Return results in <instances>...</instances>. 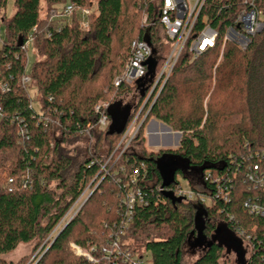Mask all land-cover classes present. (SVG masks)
<instances>
[{
	"label": "trees",
	"instance_id": "trees-1",
	"mask_svg": "<svg viewBox=\"0 0 264 264\" xmlns=\"http://www.w3.org/2000/svg\"><path fill=\"white\" fill-rule=\"evenodd\" d=\"M7 1L0 0V15ZM12 2V16L1 15L6 29L4 42L0 40V264L20 244H44L83 192L95 188L77 215L45 243L36 263L93 264L69 254L68 245L97 248L109 232H116L126 219L122 200L134 188L130 180L135 171V185L147 206L135 208L126 235L134 257L145 264H182V250L190 243L201 251L190 264H241L222 262L224 243L207 247L218 230L236 242L239 229L249 237L243 263L264 264V218L243 207L248 200L264 205V29L245 50L227 43L219 56L223 34L243 0H207L189 42L207 16L206 23L218 34L215 48L192 58L187 43L164 84L161 78L153 89L139 121L147 115L120 156L121 137L171 50L158 26L157 0ZM64 4L74 10L70 18L56 11ZM254 5L264 17V0H254ZM84 11L89 12L88 31L80 28ZM30 34L35 55L29 62L22 47ZM137 40L147 41L153 50L145 75L133 85L114 88L109 83L121 74ZM24 76L28 85L21 81ZM127 94L136 95L138 102L124 125L112 126L109 108ZM104 102L108 106L96 113L94 108ZM103 116L104 128L98 123ZM151 119L180 133L176 149L145 147L144 129ZM84 136L95 143L76 162L66 147ZM103 143L108 145L106 157L111 156L108 172L101 170L105 159L98 153ZM162 169L170 181L166 188ZM192 171H197L201 189L191 181L190 189L208 202L172 204L164 195H174L182 188L177 177L188 178ZM252 173L262 179L261 186L247 181ZM219 189L228 193L227 200L215 197ZM198 212L204 221L200 231L195 226ZM93 255L98 264H123L120 258Z\"/></svg>",
	"mask_w": 264,
	"mask_h": 264
},
{
	"label": "built area",
	"instance_id": "built-area-1",
	"mask_svg": "<svg viewBox=\"0 0 264 264\" xmlns=\"http://www.w3.org/2000/svg\"><path fill=\"white\" fill-rule=\"evenodd\" d=\"M243 3L244 4H242L241 9L233 21V24L229 26L223 34L220 57L222 55L223 47L227 43L232 44V46L234 45L239 50H245L247 46L251 44L252 38L264 29V17H262L263 15L261 12L256 9L254 0H243ZM206 4L207 0H157L158 26L161 35L171 42V50L151 91L161 80V78H163V82L168 78L174 64L189 42L190 35L192 34L195 27H197V21L199 20L198 18L203 12ZM73 11L74 10L72 9V6L67 5L63 8L60 16L63 18H70ZM88 15V11L81 12L82 19L80 21V28L84 31H88ZM202 19V27L200 31L196 33L193 39L189 42L188 50L192 58H197L203 53L212 50L217 44V32L206 23L207 16H204ZM143 22H146V17L143 19ZM32 32L34 33L35 29H33ZM33 41L32 34L28 35L27 41L22 47V50L26 52L30 49V47L32 48ZM131 50V57L124 64L121 75L117 76L114 80L113 85L116 88L122 85H133L135 81L140 80L145 75V64L152 55V47L145 40H137L131 43ZM21 81L24 85H28L30 83L29 78L26 76L22 77ZM5 90H7V86L2 88V91ZM107 106V103H104L101 106L98 105L94 108V111L98 113L100 112V109L106 108ZM137 119L138 114L136 116L133 115V118L127 127V130L124 132L121 142L117 148H121L124 143H126V146H128L127 144L135 136V132L132 134L130 131L135 127ZM98 123L102 128H104L107 123L106 118L104 116L101 117ZM109 170H107V172ZM136 174L137 171H135L134 175L131 176L130 180V183L134 185V188L129 189L122 200V204L126 208V219L115 232L116 237L115 240L110 244V252H108V249L104 247L90 248L88 252H85L83 249L73 244L70 247V251H72L75 256H83L87 261L97 264L92 255L93 253L98 252L100 256L108 261H115L120 258L123 264H145L142 258H137L136 256L134 257L131 253H129V251L122 253L117 246L118 238L124 234L126 227L129 226L131 222V216L135 208L147 206L144 193L139 187L135 185ZM246 177L247 181H250L254 188L261 186L262 179L256 174H248ZM9 182H11V180H9ZM86 190L83 192V194L86 192ZM158 190L162 191V188ZM217 191V194H215L216 198H221L224 201L227 200L228 193L224 189H219ZM194 194L195 193L192 191V189L185 190L182 188H177L173 196L175 198L182 199V201L191 202L194 199ZM197 196L202 198L200 199V202L204 201L202 196ZM243 207L249 215H255L256 217L258 216L264 218L263 204L248 200L244 202ZM235 234L241 240V242L246 244L248 247L249 237H244L243 232L239 229L235 230Z\"/></svg>",
	"mask_w": 264,
	"mask_h": 264
},
{
	"label": "rangeland",
	"instance_id": "rangeland-1",
	"mask_svg": "<svg viewBox=\"0 0 264 264\" xmlns=\"http://www.w3.org/2000/svg\"><path fill=\"white\" fill-rule=\"evenodd\" d=\"M66 4L57 6L56 7L57 13H61L62 10H63V7ZM2 14H4L3 16L7 20L12 16V14H13V2H12V0H8L6 2V5H5L4 9L2 10ZM1 15H0V40H1V42H4V39H5L4 34H5L6 27L1 22V20H2L1 19ZM40 16L41 17L45 16V7H43V6H42V10H41ZM80 19H82L81 15H80ZM87 21H88V19H87ZM26 54L28 55V59H29V62H30L33 59V55H35L33 48L30 47V49L28 51H26ZM120 75H118V76H120ZM115 78H112V80H111L112 82H110L109 84L113 85ZM164 82H162V85L164 84ZM113 87H114V85H113ZM114 88H116V87H114ZM29 93L33 97L34 94H35V89L31 88L29 90ZM150 93H151V91H150ZM150 93L147 95L146 99L144 100V102L142 103L140 108L137 110V112L134 113V116H136L138 114V119H137V122L135 124V127L131 129L130 133L132 132V134H133L135 132V136H136V133H137V130H138L139 126L141 125L142 121L145 119V117L147 115V113H146L143 116L142 120L139 121V115L142 112L145 103L149 99V97L151 95ZM130 101L132 102V105L135 106L136 103L138 102V99H137L136 95H134V94L124 95L118 101L114 102L110 106L109 112L111 114V122L112 123L110 122L109 124H112V126H122V125L125 124L127 119L132 114V106L129 105V104H125V103H131ZM104 103H106V102H104ZM32 107H33L34 111L38 112V108L39 107H38L37 102H33ZM155 121H157V120H155ZM109 126H110L109 128L111 129V125H109ZM167 128L170 129L169 127H167ZM170 131L172 133H177V132H173L171 129H170ZM144 132H145V129H144ZM123 135H122V137H123ZM144 135H145V133H144ZM122 137H121V139H122ZM120 142H121V140H120ZM120 142H119V144H120ZM130 142L127 144L128 146H126V143L123 144V146L120 148L119 156H120V154L122 152H126L127 150H129ZM94 143H95V139L93 137L84 136V137H81L77 141H72L66 147V149H67V152L71 156H73L75 158V161L78 162L81 159V157H83V155H85L89 150H92V148H93L92 146H93ZM145 147L149 151H152V150L153 151H157V150H154V148H152V147L148 148L146 146V137H145ZM165 147H167V149H173V147H175V146L172 144L170 146H165ZM86 149H88V150H86ZM107 149H108L107 143H103L100 151L98 152L100 157L105 159V162H104L101 170H103V168L108 166V163H109L108 161L111 158V156L110 157H106ZM174 149H176V148H174ZM117 159H118V157L116 158L115 161H117ZM111 167H110V169H111ZM105 169L109 170L107 168H105ZM192 172H193V173H191L192 176H190L188 178H183V177H180V176L177 177V181L180 183V186L182 187V189L189 190L190 189V187H189L190 181L192 182L191 185H194L196 187V189H201V187L198 184L199 180L197 178L198 177L197 171H196V173H195V171H192ZM90 185L88 187H90ZM251 185H253V184L251 183ZM94 189L91 190V189L87 188V190L83 194V196L72 205V207L66 213L64 218L60 221V223L58 225H56V228L49 235V237L45 240L44 244L40 245L39 247L36 246V244H34V243H29V244H25V245L24 244L18 245V247L13 252H11L9 254H6V255H4L2 257V260L5 262V264H36L41 259L43 253H45V251H43V252L41 251L42 248L44 247L45 243L47 241H49L50 239L52 241L54 239V237H55V233H58L61 230V228H63V226L68 221L72 220L77 215V213L82 209L84 203L89 199V197L92 194V192L94 191ZM193 198L194 199L191 202H195V203H199L200 199H202L201 197H198L196 194H194ZM204 200H205L204 202H208L207 199L204 198ZM203 224H204L203 216H202V214L200 212H198V215H196V218H195V226L198 229V231H200L202 229ZM128 228H129V226L126 227V230H125L124 234L119 236L118 242H117V246H118V249H120V252H122V253H124L126 251H129V253L134 254L131 251V249H128L129 248L128 247V238H127L128 236H126L127 233H128ZM115 237H116L115 232L114 233H110L109 232V236H107V241L104 244L98 245L97 247L98 248L104 247V248L108 249V252H110V247H111L110 244L115 240ZM233 237H234L233 235L227 233V237L226 238H233ZM235 238H236V236H235ZM72 245H73V243H70L68 245V251H69V254L74 255L72 253V251H70V247ZM224 247H225V252H224L225 254L223 255L222 262L225 261V262H228V263H236L237 261L239 262L240 258L243 257V259H244V258L248 257L249 247H247L246 244H243L240 239H237L236 243H234L232 241L231 243H228ZM194 249H195L194 245H191L190 243L185 245V247L182 250V256H181L182 264H190V263L194 262V260H196L197 257L201 254L200 250H194ZM88 250L89 249H86L84 251L88 252ZM95 254L99 255L98 252H95ZM77 257H83V256H77ZM92 257H93L94 260H96L95 262H97V264H98L100 260L98 258H96L94 255H92Z\"/></svg>",
	"mask_w": 264,
	"mask_h": 264
},
{
	"label": "crops",
	"instance_id": "crops-1",
	"mask_svg": "<svg viewBox=\"0 0 264 264\" xmlns=\"http://www.w3.org/2000/svg\"><path fill=\"white\" fill-rule=\"evenodd\" d=\"M131 102V101H130ZM132 106V112L134 109V105L131 103H125ZM180 133H172L170 129H168L165 125L151 119L148 122L145 128V137H146V146L154 148V150L165 149L167 147L174 145V148L178 147L180 141Z\"/></svg>",
	"mask_w": 264,
	"mask_h": 264
},
{
	"label": "water",
	"instance_id": "water-1",
	"mask_svg": "<svg viewBox=\"0 0 264 264\" xmlns=\"http://www.w3.org/2000/svg\"><path fill=\"white\" fill-rule=\"evenodd\" d=\"M155 88V87H154ZM153 91V90H152ZM152 91H151V93H152ZM150 93V94H151ZM162 177H163V188H166V187H168L169 186V183H170V181H168V179H167V176H165V173H164V169H162ZM165 198L166 199H168V201L170 200L171 202H172V204H178V203H180L181 201H182V199H180V198H175L172 194H170L169 192L168 193H166L165 195ZM89 197V196H88ZM88 199V198H87ZM86 201V200H85ZM84 201V202H85ZM69 223V221L65 224V226L67 225ZM64 226V227H65ZM63 227V228H64ZM62 228V229H63ZM60 233V232H59ZM58 233V234H59ZM57 234V235H58ZM221 235H222V233H221V231L220 230H218L217 231V233H216V236L214 237V239H213V241L212 242H209L208 243V246L207 247H210V246H212L213 245V242H216V241H218V242H222V243H224L225 245H227L228 243H231L232 242V240L231 239H228V238H224V237H221ZM55 239V238H54ZM234 243H236L235 241H233ZM199 244L200 243H198V241L196 242V245L197 246H199ZM240 258V257H239ZM244 262V259H243V257L242 258H240V260H239V262L238 263H241V264H244L243 263Z\"/></svg>",
	"mask_w": 264,
	"mask_h": 264
},
{
	"label": "flooded vegetation",
	"instance_id": "flooded-vegetation-1",
	"mask_svg": "<svg viewBox=\"0 0 264 264\" xmlns=\"http://www.w3.org/2000/svg\"><path fill=\"white\" fill-rule=\"evenodd\" d=\"M246 259V258H245ZM245 259H244V261H245Z\"/></svg>",
	"mask_w": 264,
	"mask_h": 264
}]
</instances>
